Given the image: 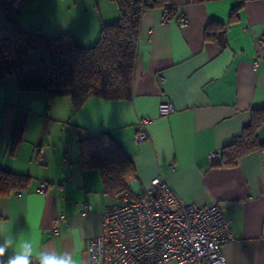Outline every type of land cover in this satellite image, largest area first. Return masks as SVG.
Wrapping results in <instances>:
<instances>
[{
	"label": "crops",
	"instance_id": "crops-1",
	"mask_svg": "<svg viewBox=\"0 0 264 264\" xmlns=\"http://www.w3.org/2000/svg\"><path fill=\"white\" fill-rule=\"evenodd\" d=\"M22 2L16 9L23 29L49 36L72 31L87 45L120 14L113 0ZM239 3L167 0L145 10L130 99L91 97L76 109L70 96L22 90L16 76L0 80V168L31 176L25 189L0 194V224L41 246L75 249L78 264H89V239L102 234L115 195L106 192L99 170L83 169L79 140L107 130L133 159L136 171L125 180L134 179L138 192L163 176L186 204L218 203L234 235L223 247L229 264H264V149L235 166L210 161L211 152L221 156L243 132L253 109L264 107V0L247 1L229 22ZM212 21L227 24L217 40L205 38ZM9 36L0 0V39ZM162 102L174 111L162 114ZM140 131L148 135L141 142ZM258 138L264 142V122Z\"/></svg>",
	"mask_w": 264,
	"mask_h": 264
},
{
	"label": "trees",
	"instance_id": "trees-1",
	"mask_svg": "<svg viewBox=\"0 0 264 264\" xmlns=\"http://www.w3.org/2000/svg\"><path fill=\"white\" fill-rule=\"evenodd\" d=\"M1 1L10 36L0 39V80L16 76L20 89L70 96L79 109L91 97H132L142 15L147 9L165 5L167 0H113L118 5L119 17L104 23L99 39L91 45L72 31L49 36L41 29L25 30L19 23L17 9L7 0ZM247 1L240 0L233 8L229 22L237 19ZM226 25L212 21L205 38L217 40ZM35 52L46 53L48 60H33ZM263 122L264 107L253 109L251 122L223 149L217 164L235 166L247 153L264 149V142L258 138ZM20 139L18 134L14 143ZM79 153L83 169L99 170L109 194L120 192L126 185L125 176L136 171L125 147L107 130L81 137ZM30 180L29 175L0 168V194L23 190Z\"/></svg>",
	"mask_w": 264,
	"mask_h": 264
},
{
	"label": "built area",
	"instance_id": "built-area-1",
	"mask_svg": "<svg viewBox=\"0 0 264 264\" xmlns=\"http://www.w3.org/2000/svg\"><path fill=\"white\" fill-rule=\"evenodd\" d=\"M20 7L22 0H7ZM187 20L183 18L181 25ZM264 37L261 38V41ZM162 114L174 108L170 102L160 104ZM145 118L143 122H151ZM140 131L136 140L147 139ZM220 153H210L211 163H217ZM134 179L126 180L125 187L115 195L103 215L102 234L89 239V264H164L177 260L182 264H229L224 244L234 238L231 222L218 203L186 204L167 178L157 176L142 191L133 187ZM44 193L47 183H41ZM86 209H91L88 204ZM60 218L53 221L58 231Z\"/></svg>",
	"mask_w": 264,
	"mask_h": 264
},
{
	"label": "clouds",
	"instance_id": "clouds-1",
	"mask_svg": "<svg viewBox=\"0 0 264 264\" xmlns=\"http://www.w3.org/2000/svg\"><path fill=\"white\" fill-rule=\"evenodd\" d=\"M10 254L7 259H0V264H78L79 256L73 251L56 250L27 234H13L7 225L0 224V258Z\"/></svg>",
	"mask_w": 264,
	"mask_h": 264
},
{
	"label": "rangeland",
	"instance_id": "rangeland-1",
	"mask_svg": "<svg viewBox=\"0 0 264 264\" xmlns=\"http://www.w3.org/2000/svg\"><path fill=\"white\" fill-rule=\"evenodd\" d=\"M32 59L35 61H38L40 59H45L46 61L48 60V55L43 52H35L32 54Z\"/></svg>",
	"mask_w": 264,
	"mask_h": 264
}]
</instances>
